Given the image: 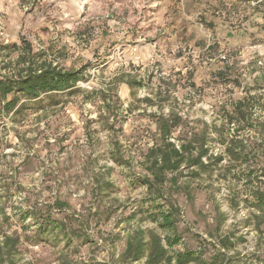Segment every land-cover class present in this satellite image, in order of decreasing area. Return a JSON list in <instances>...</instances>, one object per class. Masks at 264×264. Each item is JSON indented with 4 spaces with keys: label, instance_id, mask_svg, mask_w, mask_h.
<instances>
[{
    "label": "rangeland",
    "instance_id": "374dc122",
    "mask_svg": "<svg viewBox=\"0 0 264 264\" xmlns=\"http://www.w3.org/2000/svg\"><path fill=\"white\" fill-rule=\"evenodd\" d=\"M262 23L264 0H0L6 35L0 38V77H17L33 63L65 71L85 68L84 80L71 92L53 94L52 100L43 95L33 103L19 95L29 107L17 118L0 110V209L10 218L9 231L22 237L18 260L113 264L127 232L156 228L134 215L146 198L137 178L145 173L144 155L159 139L150 116L179 109L187 129L182 126L174 139L181 130L190 136L192 129L208 125L210 154L224 155L234 133L257 153L251 184L237 167L226 179L218 172L211 179L204 176L189 197L174 196L183 214V239L174 249L197 248L192 234L209 238L223 214L222 234L236 232L241 261L263 264L264 224L257 231L253 218L264 215L255 206L264 195ZM123 73L137 75L144 85L135 100L126 84H115ZM158 90L172 92L171 100L152 106L142 102L155 99ZM240 101L248 121L237 115L230 125ZM118 146L120 151L114 149ZM120 153L123 166L113 159ZM98 171L113 185L102 202L93 190ZM56 199L68 206L47 209ZM40 214L60 223L71 220L89 241L68 245L62 234L58 240L44 234L26 242L47 225ZM111 236L118 238L115 246H110Z\"/></svg>",
    "mask_w": 264,
    "mask_h": 264
},
{
    "label": "trees",
    "instance_id": "16d2710c",
    "mask_svg": "<svg viewBox=\"0 0 264 264\" xmlns=\"http://www.w3.org/2000/svg\"><path fill=\"white\" fill-rule=\"evenodd\" d=\"M256 18L253 20L258 26L260 23H257L258 17ZM261 26L264 27V23ZM224 59L226 60V58ZM34 66L35 63L29 64L26 73L21 72L14 78L0 77V110L7 116L12 115L17 118L24 114L29 107L26 102L19 101V95L31 103L41 100L43 95L48 96V100H52L53 94L64 91L71 92L77 88L80 81L84 80L85 68L65 71L50 64L46 66V63ZM118 83L126 84L129 87L134 100L137 99L138 90L144 87L137 75L129 73H123L116 77L115 84ZM113 88L111 86L110 90L113 91L115 89ZM154 95L155 99L146 97L142 102L149 106L163 105L171 100L173 93L158 90ZM103 100L104 102L108 101L107 95L103 96ZM250 100L252 101L253 98L247 99L248 102ZM243 107H245L244 102L236 103L235 113L228 119L230 125L234 121L236 122L235 116L237 115L240 116L238 119L248 121ZM129 108L132 111L133 104H130ZM108 111H110L109 108ZM180 113L179 109H171L167 116L163 114L150 116L156 123L159 139L147 150L141 163L145 173L139 174L137 182L146 189V198L139 203L137 213L134 215L140 214L144 218L143 220H149L156 224V228L138 226L127 232L125 248L113 264H249L243 263L236 252L239 243L236 232L229 231L222 234V226L226 222V216L223 214L219 215L220 220H218L215 232L209 233V238L204 239L200 234H192L198 241L197 248L192 249L184 245L182 250L174 249L183 239V232L179 229L183 214L174 196L184 193L189 197L194 190L196 181L202 180L204 176L211 179L215 172L226 179L227 172L231 173L237 167L242 168V173L247 172L250 183L254 172V168L251 167L253 159H255L253 155L257 153L249 150L250 146L237 139L238 135L234 133L225 147L224 155L210 154L208 125H204L201 131L200 127H196V131L192 129L190 136L187 130L183 132L181 130L178 137L174 139L173 136L179 129H182V126L187 129V126L183 125ZM114 149L120 151L119 146ZM226 158L229 159L228 165L222 167L221 164ZM113 159L119 165L125 164L121 153L114 155ZM243 165H246L247 169H244ZM98 172L99 175L96 176L93 190L94 193L98 192L97 197L102 196L100 200L102 202L103 199L110 197L113 185L105 177V172ZM263 201L264 195L262 194L259 197L258 205L255 206L264 214ZM67 206L65 201L56 199L47 209H63ZM97 210L99 211V207ZM108 210L106 208L104 212H108ZM31 218L36 219V214L32 212ZM40 218L47 224L45 227L43 224L39 227L43 233L37 231L32 239L26 237V242L33 243L35 236L44 234L53 236L54 240H58L62 234L68 245L75 239L82 240V243L89 241L86 233L70 224L71 220H67L66 224L51 220L50 216L46 219L42 214H40ZM253 218L256 222L255 229L260 231L261 224H264V215L262 217L254 215ZM9 224L10 218L0 209V264H22L18 260L22 237L16 231L11 233L8 229ZM25 231L27 230L25 229ZM117 241V237L111 236L110 246H115ZM62 253L60 258L63 260L66 255H64L65 252ZM63 262L62 264H65V259ZM261 262L264 264V261Z\"/></svg>",
    "mask_w": 264,
    "mask_h": 264
},
{
    "label": "built area",
    "instance_id": "2783aa9c",
    "mask_svg": "<svg viewBox=\"0 0 264 264\" xmlns=\"http://www.w3.org/2000/svg\"><path fill=\"white\" fill-rule=\"evenodd\" d=\"M2 37H6V35L4 33L3 27L1 26L0 27V38H2Z\"/></svg>",
    "mask_w": 264,
    "mask_h": 264
},
{
    "label": "crops",
    "instance_id": "0c3cea01",
    "mask_svg": "<svg viewBox=\"0 0 264 264\" xmlns=\"http://www.w3.org/2000/svg\"><path fill=\"white\" fill-rule=\"evenodd\" d=\"M257 15V14H256Z\"/></svg>",
    "mask_w": 264,
    "mask_h": 264
}]
</instances>
